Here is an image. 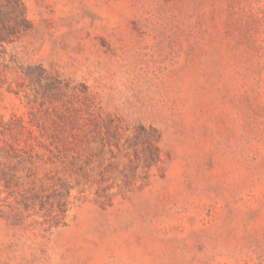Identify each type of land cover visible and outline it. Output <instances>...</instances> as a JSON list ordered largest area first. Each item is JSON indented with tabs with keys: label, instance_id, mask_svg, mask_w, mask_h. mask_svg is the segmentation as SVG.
<instances>
[{
	"label": "rangeland",
	"instance_id": "374dc122",
	"mask_svg": "<svg viewBox=\"0 0 264 264\" xmlns=\"http://www.w3.org/2000/svg\"><path fill=\"white\" fill-rule=\"evenodd\" d=\"M20 1L0 264H264V0Z\"/></svg>",
	"mask_w": 264,
	"mask_h": 264
},
{
	"label": "trees",
	"instance_id": "16d2710c",
	"mask_svg": "<svg viewBox=\"0 0 264 264\" xmlns=\"http://www.w3.org/2000/svg\"><path fill=\"white\" fill-rule=\"evenodd\" d=\"M8 11L14 14L13 20L14 24H10L5 19V12L2 11L3 7L0 5V41L8 40L15 34L18 30L19 19L25 20L26 10L25 6L20 0H9L8 4L5 5Z\"/></svg>",
	"mask_w": 264,
	"mask_h": 264
}]
</instances>
